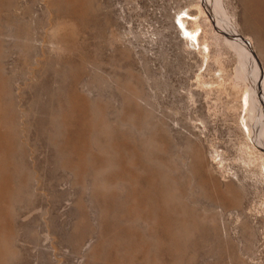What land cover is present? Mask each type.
<instances>
[{"label": "rangeland", "instance_id": "rangeland-1", "mask_svg": "<svg viewBox=\"0 0 264 264\" xmlns=\"http://www.w3.org/2000/svg\"><path fill=\"white\" fill-rule=\"evenodd\" d=\"M220 1L0 0V264H264V0Z\"/></svg>", "mask_w": 264, "mask_h": 264}, {"label": "bare ground", "instance_id": "bare-ground-1", "mask_svg": "<svg viewBox=\"0 0 264 264\" xmlns=\"http://www.w3.org/2000/svg\"><path fill=\"white\" fill-rule=\"evenodd\" d=\"M215 2H216V5H217V9L220 10V12H221V11H222V10H221V8H222V7H221V6H222V5H221V1H220V0H215ZM221 14H222V13H221ZM229 21H230V20H229ZM230 23L233 25V23H232L231 21H230ZM195 38H196V37H195ZM217 39H218V38H217ZM2 87H3V86H2ZM0 90H1V89H0ZM3 92H4V91H3ZM0 95H1V94H0ZM1 96H2V95H1ZM260 101H261V100H260ZM3 107H4V106H3ZM262 111H263V110H262ZM7 124H8V123H7ZM9 131H10V130H9ZM153 178H154V177H153ZM3 182H4V181H3ZM5 185H6V184H5ZM2 188H3V187H2ZM10 188H11V187H10ZM162 189H163V188H162ZM1 190H2V189H1ZM1 190H0V191H1ZM6 190H7V189H6ZM2 191H3V190H2ZM8 193H9V192H8ZM1 194H3V193H1ZM8 198H9V197H8ZM3 203H4V202H3ZM135 219H136V218H135ZM3 248H4V247H3Z\"/></svg>", "mask_w": 264, "mask_h": 264}]
</instances>
